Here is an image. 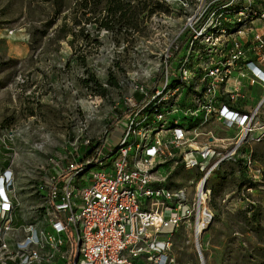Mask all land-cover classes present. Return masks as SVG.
I'll return each mask as SVG.
<instances>
[{
    "label": "built area",
    "instance_id": "2783aa9c",
    "mask_svg": "<svg viewBox=\"0 0 264 264\" xmlns=\"http://www.w3.org/2000/svg\"><path fill=\"white\" fill-rule=\"evenodd\" d=\"M257 86L256 99L249 90ZM135 89L141 99L123 100L103 138L84 139L91 150L81 162L76 152L36 182L38 222L22 216L13 225L16 177L10 159L0 165V264H171L184 226L198 243L214 219L213 172L242 158L251 178L262 176L252 145L264 139V0L202 2L164 52L159 76ZM212 123L232 134L215 136L206 129ZM115 130L121 137L110 148ZM5 143L0 136V148ZM167 164L197 171L195 189L171 187L159 172Z\"/></svg>",
    "mask_w": 264,
    "mask_h": 264
},
{
    "label": "rangeland",
    "instance_id": "374dc122",
    "mask_svg": "<svg viewBox=\"0 0 264 264\" xmlns=\"http://www.w3.org/2000/svg\"><path fill=\"white\" fill-rule=\"evenodd\" d=\"M154 1L169 8V13L145 12L138 31L129 33L95 31L86 24L100 44L81 48V38L74 45L68 42L71 36L53 39L70 9L47 27L54 15V0H0V136L6 139L0 162L10 159L16 177L20 207L13 225L24 223L22 216L27 222L40 220L36 182L45 172H61L68 159L81 152L84 139L97 142L108 133L119 101L136 96L137 85L151 86L161 72L164 52L205 0ZM60 2L69 6L75 0ZM80 56H86V67L77 60ZM86 69L107 89L105 94L84 84ZM111 78L117 86L108 85ZM93 94L102 96L97 106L92 104ZM260 95L255 91L253 97ZM206 129L220 138L232 134L214 123ZM110 137L118 142L121 131H113ZM252 148L262 176L253 179L249 170L234 163L216 169L207 183L214 219L198 243L190 226L175 234L171 264H203L198 247L204 264H264V139ZM98 169L91 167L86 176ZM159 169L173 188L193 191L199 179L197 171H187L182 164ZM250 205L253 210L247 212Z\"/></svg>",
    "mask_w": 264,
    "mask_h": 264
},
{
    "label": "trees",
    "instance_id": "16d2710c",
    "mask_svg": "<svg viewBox=\"0 0 264 264\" xmlns=\"http://www.w3.org/2000/svg\"><path fill=\"white\" fill-rule=\"evenodd\" d=\"M53 4L54 15L46 22L47 27H51L64 10L70 9V11L62 17V22L54 30L53 39L67 40V38L71 36L72 39L68 40V42L70 45H74L75 41L81 38L82 43H84L81 48L87 47L92 42L97 45L100 44V40L92 36L90 34L91 32L86 29L88 24L94 26L95 31L106 30L112 34L129 33L130 31H138L141 24L140 19L145 12H148L149 15L158 10L169 13V8H165L162 3L154 0H75L73 5L69 6H63L64 4H62L60 0H54ZM82 23L85 24L81 26ZM77 60L86 67V56L77 57ZM84 84L86 86L94 85L100 93L102 92L101 94H105L107 91L96 78L95 74L89 70H87V77L84 80ZM108 85L113 87L117 86L116 80L114 78L109 79ZM93 95L102 97L101 95ZM135 95L136 97L139 95L137 99H141L142 97L138 93H135ZM119 102L122 106L124 105L123 100ZM121 105L118 106V111L115 112L116 114H121ZM90 150L91 148L84 146L76 159L81 162L84 155L88 154ZM253 157L256 159L254 152ZM4 163L3 167L9 165V162L6 160ZM227 163H234L240 169L242 168L244 171L248 170L242 158L225 161L220 167ZM0 165L2 166L1 163ZM252 210L253 206L250 205L247 212H251Z\"/></svg>",
    "mask_w": 264,
    "mask_h": 264
},
{
    "label": "crops",
    "instance_id": "0c3cea01",
    "mask_svg": "<svg viewBox=\"0 0 264 264\" xmlns=\"http://www.w3.org/2000/svg\"><path fill=\"white\" fill-rule=\"evenodd\" d=\"M255 91H260V93L262 94V92H263V88L261 87V86H257V87H255V88H252L251 90H249V93L251 94V96L253 97V94H254V92ZM261 96V95H260ZM259 96V97H260ZM259 97H253V98H259ZM111 142L112 143H110V145H109V147L111 148V146H113V144H115V143H117L116 141H114L113 139H111ZM5 162V160L3 161V162H0L1 164H5L4 163Z\"/></svg>",
    "mask_w": 264,
    "mask_h": 264
},
{
    "label": "water",
    "instance_id": "95a60500",
    "mask_svg": "<svg viewBox=\"0 0 264 264\" xmlns=\"http://www.w3.org/2000/svg\"><path fill=\"white\" fill-rule=\"evenodd\" d=\"M205 230H206V229H205ZM205 230H204V231H205ZM204 231H203V232H204ZM203 232H202V233H203Z\"/></svg>",
    "mask_w": 264,
    "mask_h": 264
}]
</instances>
